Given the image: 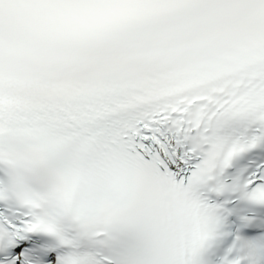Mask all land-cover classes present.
I'll use <instances>...</instances> for the list:
<instances>
[{
    "label": "snow or ice",
    "instance_id": "obj_1",
    "mask_svg": "<svg viewBox=\"0 0 264 264\" xmlns=\"http://www.w3.org/2000/svg\"><path fill=\"white\" fill-rule=\"evenodd\" d=\"M0 264H264V0H0Z\"/></svg>",
    "mask_w": 264,
    "mask_h": 264
}]
</instances>
